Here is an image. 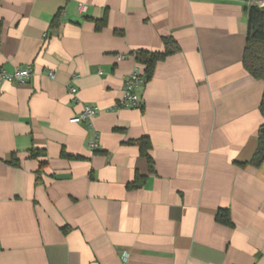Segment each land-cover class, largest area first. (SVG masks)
I'll list each match as a JSON object with an SVG mask.
<instances>
[{"label": "crops", "instance_id": "0c3cea01", "mask_svg": "<svg viewBox=\"0 0 264 264\" xmlns=\"http://www.w3.org/2000/svg\"><path fill=\"white\" fill-rule=\"evenodd\" d=\"M251 1L0 0V70L32 71L0 87V264H264V161L246 165L264 124V84L242 66ZM165 37L180 51L136 91L141 107L114 109L142 72L132 53ZM84 105L101 113L71 123Z\"/></svg>", "mask_w": 264, "mask_h": 264}, {"label": "trees", "instance_id": "16d2710c", "mask_svg": "<svg viewBox=\"0 0 264 264\" xmlns=\"http://www.w3.org/2000/svg\"><path fill=\"white\" fill-rule=\"evenodd\" d=\"M261 1L264 0H254ZM247 18V30L246 39L242 55V66L244 70L253 79L262 81L264 84V5L263 7H258L255 4H249L248 7L244 8ZM106 24V17L104 16L101 20L96 21V30H101ZM163 51L162 52H149L144 50H138L132 53L135 62L142 66V74L149 81L154 73L156 65L168 56L178 53L180 48L176 41L171 37H165L162 39ZM259 113L264 121V89L262 98L259 104ZM264 124L260 127L257 139V146L255 152L246 164L252 168H259L264 161V135H263ZM139 154L144 158L148 165V171L150 174L154 173L153 163L149 156L150 143L148 139H142L138 141ZM39 155L36 150L30 151L31 158H37ZM61 157L67 159H78L77 157L67 156L64 152L61 153ZM12 166H18L16 160L9 162ZM245 166V165H244ZM42 164L40 165V168ZM142 178L135 176L133 183L127 186L128 189L139 188ZM216 221L225 226H231L229 212L227 210H219L216 214Z\"/></svg>", "mask_w": 264, "mask_h": 264}, {"label": "built area", "instance_id": "2783aa9c", "mask_svg": "<svg viewBox=\"0 0 264 264\" xmlns=\"http://www.w3.org/2000/svg\"><path fill=\"white\" fill-rule=\"evenodd\" d=\"M251 4H255L258 7H263L264 3L261 1H251ZM84 6H80V10L84 11ZM31 68L30 66H23L16 68L13 73H7L0 70V87L4 83H25L31 77ZM51 76V75H50ZM147 80L143 76L142 72L139 70H134L131 72L123 82V92L121 98L114 105V109H138L141 107V99L136 94V91L143 87L146 84ZM76 89L74 87L69 88V94L72 102H77L76 98ZM101 113V109L95 105H84L81 112L73 117L71 123H81V122H90L93 118L98 116ZM95 141L90 144L89 149L91 151H96L98 149L97 137ZM127 254H122V260L125 261Z\"/></svg>", "mask_w": 264, "mask_h": 264}]
</instances>
